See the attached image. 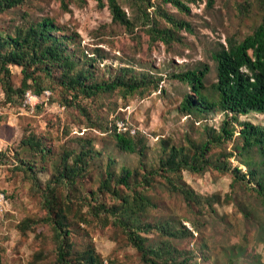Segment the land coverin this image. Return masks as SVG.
<instances>
[{
    "label": "rangeland",
    "instance_id": "obj_1",
    "mask_svg": "<svg viewBox=\"0 0 264 264\" xmlns=\"http://www.w3.org/2000/svg\"><path fill=\"white\" fill-rule=\"evenodd\" d=\"M180 1L188 7V13L161 0H150L154 6L147 10L153 17L156 15L160 28L169 27V23L159 17V10L188 24V30H177L178 40L168 45L150 40L143 32V25L138 24L136 10L128 0L118 2L126 16L138 22L134 23L133 34L114 23L108 8H99L96 0H23L21 5L0 14V31L8 33L44 18L63 28L56 35L77 33L79 44L71 46L72 49L90 56L98 50L95 70L98 79L103 74L106 79V73L116 74L118 69H124L130 74H150L158 82L157 90L149 87L144 93L127 97L115 92L82 102V106L101 121L123 120L138 133H145L142 153L123 152L108 134L88 128L84 116L77 110L60 105L57 87L55 92L50 91L48 101L38 102L33 109L5 104L0 88V150L9 152L29 133L46 137L55 153L62 146L72 144L73 139L80 137L91 141L95 154L88 172L81 179L84 184L81 191L86 195L93 192V195L82 201L87 206L79 208L73 204L72 210L65 212L73 250L92 248L103 264H143L121 230L102 220L104 211L97 207L96 217L90 211L96 204H104L106 208L115 204L110 193L98 189L99 181L106 174L108 159L116 175L122 169H135L140 173L131 183L149 202L146 213L141 216L142 221L167 220L176 228L179 224L184 225L193 234L169 240L180 251L192 252L196 258L193 264H264V208L253 190L231 186L230 173L211 169L202 174L182 172L181 182L207 199L201 206L187 204L182 195L169 189L163 176L143 178L147 175L146 169L157 165L162 155V141L168 143V147L185 146V139L204 141L209 131L218 132L223 119L219 111L211 112L207 117L182 113V99L192 93L172 75L186 70H204L205 85L211 88L216 83L212 54L226 46L227 38L242 41L262 17L260 0H212L211 4L209 0ZM10 70L11 83L17 88L22 78L20 68L12 66ZM244 122L264 125V114L239 116L238 124ZM71 146L78 148L76 144ZM228 149L230 145L215 146L209 155L215 158L221 153V159L225 161L222 153ZM8 154L10 159L0 165V192L8 200L6 210L0 212V261L3 264H55V243L49 225L39 224L25 233L20 230L23 220L44 216L42 197L32 181L14 171L15 161ZM242 158L236 157L237 160ZM253 159L259 161L260 157L254 153ZM226 163L235 161L231 159ZM47 177V174H40L39 180L43 183ZM146 179H150L148 184ZM113 180L112 187L115 185ZM76 195L81 201L82 195ZM61 198L65 199V194ZM67 201H74V197ZM75 210H80L81 217L74 213ZM83 216L89 223L82 221ZM142 236L147 238L149 246L156 247L165 240L156 233ZM37 252L41 253L39 260L35 259Z\"/></svg>",
    "mask_w": 264,
    "mask_h": 264
},
{
    "label": "trees",
    "instance_id": "obj_2",
    "mask_svg": "<svg viewBox=\"0 0 264 264\" xmlns=\"http://www.w3.org/2000/svg\"><path fill=\"white\" fill-rule=\"evenodd\" d=\"M136 10L137 17L133 22L121 9L118 0H96L99 8L107 7L112 21L133 34L134 23L142 26L152 42L170 44L178 40L179 29H187L188 24L177 21L158 11V15L168 21L169 27L160 28L153 15L147 10L154 5L150 0H128ZM174 6L182 13H188V7L180 0H161ZM23 3V0H0V14ZM212 0H209V4ZM262 17L252 33L242 41L235 37L226 39V46L212 54L216 66V83L211 88L205 85L204 70H186L172 75L179 83L186 85L192 96L186 94L180 104V111L186 115L196 114L207 117L211 112L223 114L218 132L209 131L207 139L195 141L185 139L186 145L170 146L162 141V155L154 168L146 169L143 178L163 176L172 192L182 195L184 201L192 206L205 203L203 196L196 194L181 182L182 172L202 174L211 169L218 173H230L231 186L238 185L253 190L264 208V125H253L250 122L238 124L239 116L250 113L264 114V0H260ZM62 27L54 25L48 18L27 23L14 31H0V88L4 94V103L11 106H22L25 92L31 91L40 95L44 90L55 92L60 105L65 109L77 110L88 128H96L110 136L115 146L127 153H142L145 147V133L135 131L118 132L116 122H104L91 115L83 106L84 100H93L115 92L123 97L144 93L148 88L158 89V82L150 74H130V71L118 69L116 74L106 73L105 79L96 78L99 53L95 50L91 56L83 51H76L71 46L79 44L77 33L56 35ZM77 42V43H76ZM20 68V86L14 88L11 83L10 67ZM123 121V120H122ZM44 136L33 133L23 136L10 151L0 150V165L9 154L15 161L14 171L20 172L37 186L42 197L44 216L40 219L27 218L21 222L20 230L29 231L39 224L49 225L53 230L55 243V264H103L100 256L92 248L74 251L69 240L66 209L72 210L73 204L82 208L87 206L82 201L86 197L83 181L95 151L89 139L76 138L69 145L62 146L55 153ZM76 144L77 147L71 145ZM230 145V149L217 155H209L213 147ZM254 153L260 157L255 161ZM56 155V156H55ZM237 156L244 158L237 160ZM235 163H226L227 160ZM252 159L255 161H252ZM55 160V161H54ZM47 164L49 167L47 168ZM108 159L106 174L99 181L100 192L110 193L115 204L107 207L96 204L90 207L96 217L99 207L104 211L102 220L119 228L126 240L139 254L143 264H193L196 258L189 251H180L170 239L191 237L193 234L179 224L176 228L169 221L157 223L144 222L141 216L149 207L142 191L132 185L140 175L137 170L122 169L118 175L111 169ZM145 167V166H144ZM40 174H47L41 183ZM114 179V180H113ZM146 179V183L150 181ZM114 181L112 187L111 182ZM65 194V199L62 195ZM76 194H81V201ZM5 195V194H4ZM6 196V195H5ZM71 196L74 201H67ZM7 198V197H6ZM79 214L80 210H75ZM83 222L89 220L83 216ZM156 233L161 239L158 246L147 245V238L142 234ZM41 253L35 254L39 260ZM0 264H3L0 261ZM37 264V263H36ZM110 264H113L112 262Z\"/></svg>",
    "mask_w": 264,
    "mask_h": 264
},
{
    "label": "built area",
    "instance_id": "obj_3",
    "mask_svg": "<svg viewBox=\"0 0 264 264\" xmlns=\"http://www.w3.org/2000/svg\"><path fill=\"white\" fill-rule=\"evenodd\" d=\"M50 97V91L44 90L40 95H36L31 91H27L24 94L23 101H22V108L24 109H33V107L38 102L48 101ZM41 100V101H40ZM116 129L118 132H130V134L135 133V129L131 127L127 122L119 120L116 122ZM8 206V200L4 193L0 192V212L5 211Z\"/></svg>",
    "mask_w": 264,
    "mask_h": 264
}]
</instances>
